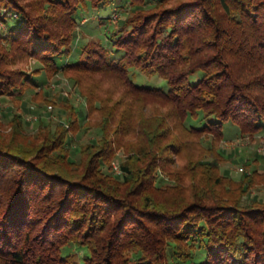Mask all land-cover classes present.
Here are the masks:
<instances>
[{
  "label": "trees",
  "instance_id": "1",
  "mask_svg": "<svg viewBox=\"0 0 264 264\" xmlns=\"http://www.w3.org/2000/svg\"><path fill=\"white\" fill-rule=\"evenodd\" d=\"M112 1L0 0V95L38 86L42 67L122 88L113 106L102 100L88 126L101 134L78 143V159L75 110L68 127L34 135L14 113L0 130V264H264V197L244 196L254 175L225 182L217 159L181 160L193 137L221 141L226 120L242 135L264 129V0H127L134 12L107 34L123 55L93 42L75 56L77 19ZM30 57L42 66L28 71ZM132 67L168 87L135 83ZM158 171L175 182L157 185ZM70 243L79 259L63 254Z\"/></svg>",
  "mask_w": 264,
  "mask_h": 264
},
{
  "label": "rangeland",
  "instance_id": "2",
  "mask_svg": "<svg viewBox=\"0 0 264 264\" xmlns=\"http://www.w3.org/2000/svg\"><path fill=\"white\" fill-rule=\"evenodd\" d=\"M134 9L135 7L127 0H113L109 4H100L96 8L88 7L84 10L81 18L77 19L79 21L74 30L75 56L83 50L86 44L101 42L108 46L109 51H111V58L119 59L124 50L109 45L107 34L110 29L118 27L125 15L134 12ZM4 28L5 26H2L0 32H3ZM39 66H42V64L33 57H30L25 63V68L28 71H33ZM130 75L135 83L139 85L168 87L166 79L157 74L145 73L138 67L130 68ZM194 77H196V74L191 76L192 81H195ZM33 78L38 86L30 87L19 94L18 92H10L0 95V130L5 132L11 130V117L14 113L23 114L24 129L34 135L39 133L41 128H54L58 123L68 127L70 118L78 115L77 120L80 121L81 126L77 132L70 133L69 137L71 139H68V144L72 147V157L78 159V143L85 144L101 134L99 128L88 127L89 122H94L95 119L101 117L100 110H102V107L99 106L102 105L104 98L110 97V106H113L119 91L122 89L120 81L68 70L50 72L43 67ZM88 94H92L91 97H94V108L89 111L87 119ZM134 102L132 110L139 115L140 102ZM154 107V104H149L144 106L142 111L147 115H151L153 112L157 113ZM74 110L77 115L73 113ZM223 131V139L214 144L213 147L209 145L210 138L193 137V143L186 148V151L184 150L181 160L187 161L189 157L194 156V154L189 155L192 150L196 151L198 157L205 158V160L215 158L219 163V172L224 174L225 182L231 178L234 181L247 180V183H249V178L247 179L245 174L254 175L252 185L247 189L244 196H260L263 198L264 129L253 135H242L237 123L226 120L223 122ZM179 135L183 136V133L181 132ZM123 158L124 151L120 149L111 162L110 173L118 175L121 172L119 165ZM254 172L256 173L253 174ZM174 182L168 175L161 171L157 172V185L165 186ZM63 254H72V257L79 259L82 255V249L78 244L70 243L64 248Z\"/></svg>",
  "mask_w": 264,
  "mask_h": 264
}]
</instances>
